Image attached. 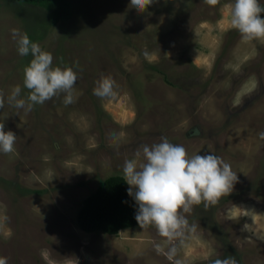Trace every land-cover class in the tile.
Wrapping results in <instances>:
<instances>
[{"label": "rangeland", "instance_id": "1", "mask_svg": "<svg viewBox=\"0 0 264 264\" xmlns=\"http://www.w3.org/2000/svg\"><path fill=\"white\" fill-rule=\"evenodd\" d=\"M70 2L72 17L54 25L46 8L0 0L6 96L15 86L28 95L24 68L33 58L18 54L13 28L52 52L53 66L78 73L73 104L61 94L31 112L7 101L0 109L5 131L17 135L14 151L0 152V257L8 264H264V39L243 40L233 28L234 0H154L144 11L131 0ZM188 59L201 71L191 77L205 85L195 92L150 67L164 63L177 75V68L192 71ZM102 75L116 81L113 97L93 94ZM161 137L190 155L222 157L239 176L232 193L184 214L196 231L182 244L152 225L117 235L82 230L76 220L84 199ZM173 246L169 261L164 252Z\"/></svg>", "mask_w": 264, "mask_h": 264}, {"label": "clouds", "instance_id": "2", "mask_svg": "<svg viewBox=\"0 0 264 264\" xmlns=\"http://www.w3.org/2000/svg\"><path fill=\"white\" fill-rule=\"evenodd\" d=\"M154 0H131V5L140 11L146 10ZM215 6L218 0H204ZM264 4L260 0H234L230 23L238 30L243 40L264 39ZM20 56L33 57L24 68L23 87L28 90L21 97L22 89L15 86L10 95L0 89V109L5 102L17 109L31 112L35 105H43L53 97L64 94L63 103H75V85L78 73L71 66H53L52 52L43 50L38 42H32L26 32L11 30ZM118 87L111 76L102 75L96 82L93 94L104 99L113 97ZM264 138V132L260 133ZM17 140L15 132L5 131V123L0 122V152L14 151ZM124 181L129 185L128 195L133 197L137 207L135 219L141 228L154 226L161 237L172 242L183 243L187 232H195L196 226L189 225L185 213H190L194 205L204 203L207 208L230 195L239 181V176L231 165L212 153L190 155L180 144L161 137L159 143L141 145L134 158L126 159L123 165ZM157 252H163L160 244ZM177 252L175 246L164 255L173 261ZM0 264H8L7 257H0ZM174 264H181L175 260ZM213 264H237L234 258L217 259Z\"/></svg>", "mask_w": 264, "mask_h": 264}, {"label": "trees", "instance_id": "3", "mask_svg": "<svg viewBox=\"0 0 264 264\" xmlns=\"http://www.w3.org/2000/svg\"><path fill=\"white\" fill-rule=\"evenodd\" d=\"M20 3L30 5H37L46 8L50 11L51 22L56 25L60 20H68L72 17L70 0H15ZM188 67L190 71L186 73L180 72L177 68V75L171 73L170 70L164 68V63L159 65L151 64V70L159 71L163 80L178 87L184 93H189L184 87L191 86L192 92L196 88H202L204 83L199 81L196 77L200 74V69L194 64L190 63ZM182 64L184 61L182 60ZM187 75L191 77V82L180 83L178 78ZM12 187V186H11ZM129 185L124 181L123 175H111L107 177L100 185L87 196L80 209L78 210L76 224L84 231L96 232L104 231L108 234L117 235L121 230L129 227H137L139 224L135 219L137 205L133 197L128 195Z\"/></svg>", "mask_w": 264, "mask_h": 264}]
</instances>
